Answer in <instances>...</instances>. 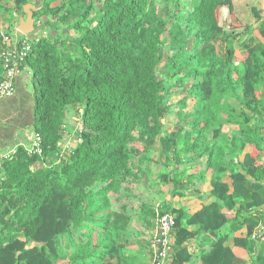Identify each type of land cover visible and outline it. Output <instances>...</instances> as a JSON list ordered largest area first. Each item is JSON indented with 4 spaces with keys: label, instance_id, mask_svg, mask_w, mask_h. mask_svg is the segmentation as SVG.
Wrapping results in <instances>:
<instances>
[{
    "label": "trees",
    "instance_id": "1",
    "mask_svg": "<svg viewBox=\"0 0 264 264\" xmlns=\"http://www.w3.org/2000/svg\"><path fill=\"white\" fill-rule=\"evenodd\" d=\"M28 2L41 6L33 17L41 19L42 31L23 62L32 72V130L40 136L41 152L29 153L21 144L2 161L0 264H130L133 215L122 190L153 152L180 159L195 137L213 142L201 153L210 150V194L216 200L185 221L177 211L170 264L190 260L184 243L197 232L186 226L196 223L211 239L203 264H264V235L252 236L264 223V41L243 43L252 26L236 2L0 0V10L13 17L12 10L23 12ZM246 4L264 40L262 8ZM223 7L228 29L221 24ZM231 17L241 27L234 29ZM173 89L184 123L169 128L164 121L175 110ZM189 105L192 117L182 114ZM229 124L238 130L224 132ZM70 127L76 138L65 148ZM226 144L236 145L239 154L231 169L222 166ZM228 171L230 183L224 180ZM236 222L247 230L233 247L227 242Z\"/></svg>",
    "mask_w": 264,
    "mask_h": 264
},
{
    "label": "crops",
    "instance_id": "2",
    "mask_svg": "<svg viewBox=\"0 0 264 264\" xmlns=\"http://www.w3.org/2000/svg\"><path fill=\"white\" fill-rule=\"evenodd\" d=\"M11 15L13 17L5 11L0 10V30L23 34L17 29V25L20 18L25 16V13L12 10ZM34 24L35 28H40L41 19L35 20ZM38 34L31 33L26 35L32 39ZM31 74L29 66H22L16 79L15 93L10 97L0 99V158L5 154L13 153L18 145L23 144L26 148L29 147L33 141ZM189 126L187 125V128ZM223 129L224 132L230 133L238 130V125L229 124ZM191 141L195 143L194 147L182 153L180 159H176L175 157L162 158L157 151L153 152L150 155L147 166L142 165L144 169L138 173V178L132 181V184L128 187H124V191L122 190V202L126 204L127 212L133 215L127 232L130 244L126 248L127 255L132 260L130 264H152L149 240L153 233L156 209L152 206V203L146 201V198L149 196L148 191L157 195H154L155 197L150 196L161 204L160 212L171 213L175 217H178L180 214L177 211L181 210L180 218L183 221L193 212L216 200L210 194L212 189V171L207 165V157L210 150H207L206 153H201L204 147L212 145L213 142L208 140L206 144H202L196 137L191 139ZM184 146L185 143H182L179 145V148ZM223 146L225 148L223 156L225 162H223L222 166L230 164L229 169H231L232 166L235 167L233 161L236 163L237 146L231 144ZM246 150L250 152L251 146L248 145ZM154 153L156 154L154 155ZM241 159L242 156H240ZM230 173L228 171L224 174V180L228 183L231 182ZM141 185H145V188L141 189ZM116 205H119V203L116 202ZM225 205L223 203L221 207L225 208ZM172 210H176V212H172ZM227 215L229 218H232L234 210L228 211ZM186 228L189 231L197 232V234L190 237L184 243L185 249L191 254L190 260L184 262V264H203L201 256L211 248V239L208 238L209 233L200 231L201 227L198 223L187 225ZM230 228L231 232L227 244L234 247L233 242L235 238L244 237L247 227L245 224L239 227V222H236ZM223 230L227 229L224 228ZM171 242L173 243V238H171ZM29 245L33 246L35 243L31 242ZM170 249L169 255L171 253L170 256L172 257L174 250L173 247H170ZM235 251H237L239 256L247 258L243 250L236 249ZM243 262L244 264H250L247 259H243Z\"/></svg>",
    "mask_w": 264,
    "mask_h": 264
},
{
    "label": "built area",
    "instance_id": "3",
    "mask_svg": "<svg viewBox=\"0 0 264 264\" xmlns=\"http://www.w3.org/2000/svg\"><path fill=\"white\" fill-rule=\"evenodd\" d=\"M32 45L33 38H29L26 34L9 33L8 31L0 30V99L10 97L15 93L17 76L22 66H25L23 62L30 55ZM27 150L29 153L41 152L40 136L38 134L34 133L33 141L27 147ZM11 155L12 153L5 154L0 158V168L3 159L9 158ZM259 209L264 212V206ZM174 224L175 216L173 214L164 213L157 215L155 227L149 240L152 264H170L169 250L171 230ZM263 235L264 225L258 224L252 236L259 239Z\"/></svg>",
    "mask_w": 264,
    "mask_h": 264
},
{
    "label": "rangeland",
    "instance_id": "4",
    "mask_svg": "<svg viewBox=\"0 0 264 264\" xmlns=\"http://www.w3.org/2000/svg\"><path fill=\"white\" fill-rule=\"evenodd\" d=\"M234 1L236 2L237 11L241 15L242 19L245 22H248L249 24H251V26H252L251 31L250 32L247 31V33H245L243 38L241 39L243 41V43L246 41L249 43H253L255 45L257 43L264 41L259 37L258 33L255 32L256 30L259 29L260 24L258 22H256L255 20L251 19V14L249 13V7L246 4L247 2H250L252 5L253 4L257 5V3H258L260 5V8H262L261 12H262V15L264 16V0H245V1L234 0ZM37 7H39L38 10H40L41 6L39 3H37ZM231 19L234 21V25H233L234 29L237 27H241L236 23L237 22L236 20H234L232 17H231ZM221 24L224 25L227 29L231 26L230 17H229L227 7H223L221 10ZM40 31H42V30L40 28L36 27L31 33H40ZM31 33H29V34H31ZM239 42L237 44L235 43V50H236L237 56H239V58H241L242 55H241V48H240ZM165 62H166V60H165V58H163V61L160 64L159 69H158L159 71L164 69V67H162V66L164 65ZM175 95L177 96L176 90L173 89V92H172L171 97H170V103H171V105H173L175 110L173 108H171L170 112L168 113V115L166 117L167 121L166 120L164 121L165 125L169 126V128H171L175 124V122H179L180 124L184 123L183 120H179L177 113H176V110H179V108L177 107V102H176L178 97H176ZM192 101H193L192 99H189L188 100L189 104H192ZM230 101H232V103L234 102L233 99H230ZM191 106L192 105H189L187 108H183V109L181 108V110H184V111H182L183 112L182 114H184L185 112H190L189 117H192V115L194 113V107L193 106L191 107ZM72 121H74V120H72ZM190 127H191V123H190ZM73 129L74 128L70 127V130H73ZM70 132H71V135H69L70 138L68 139V141L66 143L67 145L65 147L72 146L73 145L72 140L76 138L75 130L70 131ZM155 154L156 153H154V155ZM144 188H145V185H141V189H144ZM148 194H149V196L146 198V201L152 203V206L156 209V211H155L156 214L159 213L161 210V208H160L161 204L158 203L157 200H153V198H151V196L155 197L154 195H156V194L149 193V191H148ZM144 199H145V197H144ZM132 200H134V199H132ZM154 223H155V220H154ZM153 225H155V224H153ZM259 225H264V223L260 222Z\"/></svg>",
    "mask_w": 264,
    "mask_h": 264
},
{
    "label": "water",
    "instance_id": "5",
    "mask_svg": "<svg viewBox=\"0 0 264 264\" xmlns=\"http://www.w3.org/2000/svg\"><path fill=\"white\" fill-rule=\"evenodd\" d=\"M39 7H36L34 4L28 2L23 5V13L25 16H22L17 25V29L23 34H29L35 29V19L33 14L37 11Z\"/></svg>",
    "mask_w": 264,
    "mask_h": 264
}]
</instances>
